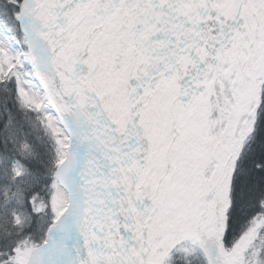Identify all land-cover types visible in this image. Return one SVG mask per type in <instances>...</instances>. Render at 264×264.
<instances>
[{
  "label": "snow or ice",
  "instance_id": "1",
  "mask_svg": "<svg viewBox=\"0 0 264 264\" xmlns=\"http://www.w3.org/2000/svg\"><path fill=\"white\" fill-rule=\"evenodd\" d=\"M0 264H264V0H0Z\"/></svg>",
  "mask_w": 264,
  "mask_h": 264
}]
</instances>
